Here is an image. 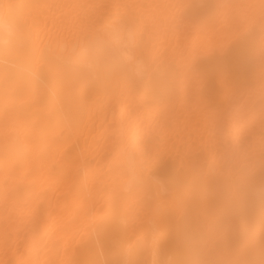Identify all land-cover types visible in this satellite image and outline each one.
<instances>
[{
	"label": "bare ground",
	"instance_id": "bare-ground-1",
	"mask_svg": "<svg viewBox=\"0 0 264 264\" xmlns=\"http://www.w3.org/2000/svg\"><path fill=\"white\" fill-rule=\"evenodd\" d=\"M0 264H264V0H0Z\"/></svg>",
	"mask_w": 264,
	"mask_h": 264
},
{
	"label": "clouds",
	"instance_id": "clouds-1",
	"mask_svg": "<svg viewBox=\"0 0 264 264\" xmlns=\"http://www.w3.org/2000/svg\"><path fill=\"white\" fill-rule=\"evenodd\" d=\"M14 35L15 31L13 29L5 28L3 25H0V67H3L8 63L6 58L8 53L5 52V46ZM258 194L264 196V191L257 193L255 189H251L249 192V195L252 198H255Z\"/></svg>",
	"mask_w": 264,
	"mask_h": 264
}]
</instances>
